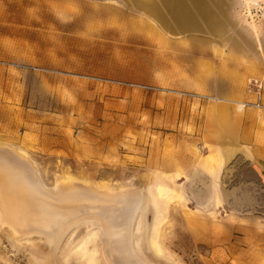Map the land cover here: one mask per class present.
I'll return each mask as SVG.
<instances>
[{
    "label": "rangeland",
    "instance_id": "obj_1",
    "mask_svg": "<svg viewBox=\"0 0 264 264\" xmlns=\"http://www.w3.org/2000/svg\"><path fill=\"white\" fill-rule=\"evenodd\" d=\"M244 3L264 33V0ZM119 27L93 1L0 0V153L24 151L66 223L53 238L0 220V264H264L246 146L264 130V53L232 81Z\"/></svg>",
    "mask_w": 264,
    "mask_h": 264
},
{
    "label": "crops",
    "instance_id": "obj_2",
    "mask_svg": "<svg viewBox=\"0 0 264 264\" xmlns=\"http://www.w3.org/2000/svg\"><path fill=\"white\" fill-rule=\"evenodd\" d=\"M79 1L101 3L113 25L158 43L161 49L181 51L182 57L190 53L188 57L208 58L211 64L230 67L232 81L237 77L231 68L255 64L264 53V33L260 25L248 20L244 0ZM231 88L237 91L234 85ZM246 137L248 158L264 176V130L255 138Z\"/></svg>",
    "mask_w": 264,
    "mask_h": 264
},
{
    "label": "bare ground",
    "instance_id": "obj_3",
    "mask_svg": "<svg viewBox=\"0 0 264 264\" xmlns=\"http://www.w3.org/2000/svg\"><path fill=\"white\" fill-rule=\"evenodd\" d=\"M4 147V146H3ZM11 147V145H10ZM6 148V146L4 147V149ZM2 149V147L0 148ZM3 149V150H4ZM9 149V148H8ZM7 149V150H8ZM12 149V148H10ZM17 150H19L18 148H16ZM16 149L14 151H11L12 152V155L11 156H7L8 155V151H7V155H3L0 153V220L2 223H9V225H11L10 227H13L15 231H18L20 230L21 228L23 229H26L25 227L28 225V224H42V225H47V226H51V230L53 231L52 232V236L53 238H56L54 237L55 235V231H57L58 228H56L57 226H62L66 223H64L63 220H59V221H56L54 218H57L56 215H54V213L56 212L55 208H57V205L55 204L57 201H54L56 205V207H52L50 204H48L46 201V199L43 200V202L41 201L43 198L45 197H42L40 194H39V191H41L39 188L42 187L41 183H40V180L36 177V174L34 173L35 170L33 167L30 168V166H26L25 163H27L26 160H30V159H27L26 156H25V160L24 159H21L24 157L25 154H23L22 152L20 151H16ZM2 151V150H1ZM0 151V152H1ZM6 151V150H5ZM4 151V152H5ZM2 152V153H4ZM19 158L21 160H23L22 162L25 161V163L23 164H19L18 163V160ZM21 160H19V162L21 163ZM12 161V162H11ZM32 162V161H30ZM29 163V162H28ZM27 163V164H28ZM31 166H32V163H30ZM29 165V164H28ZM33 166H34V163H33ZM38 173V172H37ZM35 174V175H34ZM38 175V174H37ZM68 182V181H67ZM65 182V183H67ZM73 181H70L68 182L71 183ZM78 182V181H77ZM80 184V182H78ZM41 185V186H40ZM95 185V184H94ZM72 187V186H71ZM70 187V188H71ZM69 188V187H68ZM75 188V187H74ZM79 188V187H78ZM76 188V189H78ZM81 188V187H80ZM83 188V187H82ZM42 189V188H41ZM67 189V188H66ZM73 189V188H72ZM75 189V190H76ZM86 189V188H85ZM70 189H68L69 191ZM74 190V189H73ZM74 190V191H75ZM79 190V189H78ZM81 190V189H80ZM79 192H82V190ZM88 189H86L87 191ZM71 191V190H70ZM73 191V192H74ZM78 192V191H77ZM84 192V190H83ZM94 192V191H93ZM104 193L106 191H103ZM127 192V191H126ZM76 193V192H75ZM97 193V192H95ZM105 196H109V195H106L104 194ZM107 193V192H106ZM119 193V192H118ZM68 194H71L68 193ZM67 194V196H69ZM78 194V193H77ZM76 194V196H77ZM86 194V193H84ZM98 194V193H97ZM80 195V194H79ZM65 196V195H64ZM86 196V195H85ZM100 196V194H99ZM101 196H102V193H101ZM103 196V197H105ZM66 197V196H65ZM41 198V199H40ZM40 199V200H39ZM53 201V200H52ZM62 202V201H61ZM60 202V203H61ZM63 202H66V201H63ZM63 202L61 204H63ZM86 202V201H85ZM93 202V201H91ZM59 203V202H57ZM59 203V204H60ZM68 203V202H66ZM96 204H99V202H95ZM47 204V205H45ZM58 204V206H59ZM82 204V203H81ZM92 204V203H91ZM137 204V201L136 203H133L131 205V208H132V212L134 211V207L135 205ZM50 205L53 210H50ZM76 206V204H74ZM94 205V203H93ZM104 205V204H103ZM111 205V204H110ZM114 205V204H113ZM62 206V205H61ZM65 206V205H64ZM66 206H69V204H67ZM78 206V205H77ZM76 206V207H77ZM83 206V205H82ZM120 206V205H119ZM71 207V206H70ZM75 207V209H76ZM81 207V206H79ZM87 207V205H86ZM113 207V206H112ZM117 207V205H116ZM121 207V206H120ZM61 208L60 210L62 211V207H59ZM68 208V207H67ZM65 208V209H67ZM85 208V207H84ZM68 210V209H67ZM82 210V209H80ZM100 210V209H99ZM117 210V209H116ZM65 212H69L71 211L70 209L68 211L66 210H63ZM62 211V213L59 212V214H63L64 212ZM77 211V210H75ZM83 211V210H82ZM119 211V210H118ZM115 212V211H114ZM112 212V213H114ZM131 212V213H132ZM71 212H69L70 214ZM77 213H80L79 211ZM75 213V214H77ZM117 213V211H116ZM58 214V213H57ZM58 214V215H59ZM66 214V213H65ZM115 215V214H114ZM67 216V215H66ZM75 216V215H74ZM77 216V215H76ZM113 215H111L112 217ZM120 216V215H119ZM61 217V215H60ZM69 218V217H68ZM114 218V217H113ZM117 218V217H116ZM119 218V217H118ZM112 219V218H111ZM121 219V218H120ZM69 221V220H67ZM113 223H115V220L112 219ZM122 221V220H121ZM29 227H32V226H29ZM28 227V228H29ZM44 227V226H43ZM12 228V229H13ZM20 228V229H19ZM27 228V230H29ZM35 228V227H34ZM41 228V227H40ZM47 229V228H45ZM50 229V227L48 228ZM12 232H14L12 230ZM17 233H20L17 232ZM15 234V232H14ZM122 249V248H121ZM124 249H122L123 251ZM128 249H126V251H128ZM121 251V252H122ZM124 252H122L123 254ZM132 254V253H130ZM130 256V255H129ZM128 256V257H129ZM132 256V255H131ZM130 256V258H131ZM133 257V256H132ZM110 259V258H109ZM131 261V259H130ZM129 261V262H130ZM128 262V263H129ZM41 264H50V260L49 258H47L46 260H41ZM131 264V263H130Z\"/></svg>",
    "mask_w": 264,
    "mask_h": 264
},
{
    "label": "built area",
    "instance_id": "obj_4",
    "mask_svg": "<svg viewBox=\"0 0 264 264\" xmlns=\"http://www.w3.org/2000/svg\"><path fill=\"white\" fill-rule=\"evenodd\" d=\"M256 106L259 107L260 109H264V104L263 103H256Z\"/></svg>",
    "mask_w": 264,
    "mask_h": 264
}]
</instances>
